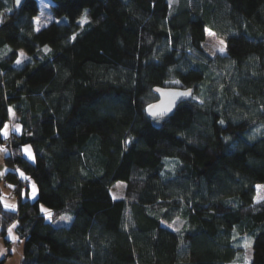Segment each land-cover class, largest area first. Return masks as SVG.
<instances>
[{"label": "trees", "instance_id": "obj_1", "mask_svg": "<svg viewBox=\"0 0 264 264\" xmlns=\"http://www.w3.org/2000/svg\"><path fill=\"white\" fill-rule=\"evenodd\" d=\"M52 1L67 23L36 32L37 0H0V182L17 199L0 236L16 223L19 264H264V0ZM155 87L194 94L152 121Z\"/></svg>", "mask_w": 264, "mask_h": 264}, {"label": "rangeland", "instance_id": "obj_2", "mask_svg": "<svg viewBox=\"0 0 264 264\" xmlns=\"http://www.w3.org/2000/svg\"><path fill=\"white\" fill-rule=\"evenodd\" d=\"M53 4L52 0H37V5H38V13L37 15L34 17V30L40 31L41 29H43L44 27H46L47 25L56 22V23H67V18L65 17H57L53 14L51 6ZM81 20H83L84 22L81 23ZM87 22V18L85 15H83L80 20L79 23L81 25V27H83L85 25V23ZM222 40L216 38V36L210 32L209 30L205 31V39H204V43H203V47L205 49V51L211 55V56H215V55H223L225 53V44ZM223 48L224 52L223 54L220 53L219 49ZM23 52L24 53V57H27V59H25L24 57L20 56V53ZM32 50L28 47H21L19 49V57L18 59L21 61V63L17 64V60L14 63V66L16 67H21L25 62H27L28 60H30V56H31ZM14 118L12 117L10 125H7V128L5 130V132L7 133L6 136H8L11 132H13V126H14ZM25 148V147H24ZM30 148V147H29ZM31 150V149H30ZM32 153V151H31ZM6 154V148L4 145H0V177L2 178L3 175H5L7 173V171H9L11 168L6 166L3 162V157ZM24 155L27 157V155L24 153ZM33 156V154H32ZM28 158V157H27ZM21 179H23L21 177ZM27 184L29 187V195L28 198L30 200H34L37 196V189H36V196L33 197L32 196V192H33V185H35L30 179H27ZM124 183L122 182H117L115 183L111 189H110V193L113 199H121L123 198L124 195ZM260 188V187H259ZM263 188H260L259 191L261 194H263L262 196H264V190H262ZM24 197V196H23ZM115 197V198H114ZM0 204L5 208V204L7 205H15V208H6V209H10V210H15L16 206H17V199L15 197H10L9 195V187H7V185L4 184V182H0ZM64 219H61V218ZM61 218H59L58 220H56L55 222H53L54 226H68L71 221H72V216L70 215H63ZM15 222L12 223V225H14ZM11 225V226H12ZM162 225L169 228V229H173V230H178L180 228L181 222L180 220H176L174 223H167V222H162ZM170 226V227H169ZM6 234V232H5ZM3 236H0V240H2ZM243 243L246 249V258H247V263H249L250 260V254H251V242L252 239L248 236L244 237ZM7 241H4V245L5 247L9 246V243H5ZM23 247V240L19 239V237L17 239H15L12 243L11 247ZM16 248V249H17ZM7 255H9V253H7ZM5 261V260H4ZM3 261V263H4ZM19 259L16 257V255L13 257V259L11 260L10 264H19L18 263ZM2 263V264H3Z\"/></svg>", "mask_w": 264, "mask_h": 264}, {"label": "water", "instance_id": "obj_3", "mask_svg": "<svg viewBox=\"0 0 264 264\" xmlns=\"http://www.w3.org/2000/svg\"><path fill=\"white\" fill-rule=\"evenodd\" d=\"M25 2V0H21V2L18 4L17 0H14V5L16 8H19L22 6V4ZM159 89V91H157ZM153 92L157 98L156 101H154L152 104H150L152 107L151 111L156 112H162L164 109H168L165 114L156 119L153 118L149 113V106H147L145 113L146 116L152 120L156 121L162 118H169L173 115L176 108L185 102H190L193 98L194 90L191 88L188 89H179V88H162V87H155L153 88ZM179 93H188V95H178Z\"/></svg>", "mask_w": 264, "mask_h": 264}, {"label": "snow or ice", "instance_id": "obj_4", "mask_svg": "<svg viewBox=\"0 0 264 264\" xmlns=\"http://www.w3.org/2000/svg\"><path fill=\"white\" fill-rule=\"evenodd\" d=\"M20 2H21V0H17V3H18V4H19ZM83 22H84V21L81 20V23H83ZM74 38H75V37H73V39H74ZM221 43H223V42H221ZM45 51H46V52L49 51V50L47 49V46H45ZM219 51H220L221 54H223L224 49H223V48H220ZM20 56H21V57H24V53L21 52V53H20ZM24 58L27 59V57H24ZM19 63H21V61L18 59V60H17V64H19ZM175 83H179V81H176ZM157 91H159V89H157ZM178 95H188V93H179ZM152 107H153V106H151V105L149 106V113H150V115H151L153 118H156V119L162 117V116L165 114V112L168 111V109H164V111H162V112L151 111ZM10 111H11V110H10ZM5 128H7V125H5ZM16 131H19V129L17 128ZM3 135L6 137L7 133L4 132ZM23 152L27 155L28 159H30V160L33 159V156H32V153H31V150H30L29 147H25V148L23 149ZM17 171H19V170H17ZM20 176H21L23 179H25V180L28 179L27 177L24 176L23 172H20ZM9 187H13V186H12V185H9ZM32 196H33V197L36 196L35 185H33ZM114 198H115V197H114ZM258 199H259V197H258ZM5 208H15V205H7V204H5ZM41 212L45 214V218H46V219H51L52 213H51V211H50L49 209H46V208H44L43 206H41ZM61 219H64V218L62 217ZM13 227H14V225H13ZM169 227H170V226H169ZM9 235L11 236V228H9ZM11 238H12L13 240H15V237H11Z\"/></svg>", "mask_w": 264, "mask_h": 264}, {"label": "crops", "instance_id": "obj_5", "mask_svg": "<svg viewBox=\"0 0 264 264\" xmlns=\"http://www.w3.org/2000/svg\"><path fill=\"white\" fill-rule=\"evenodd\" d=\"M32 160L33 159H31L30 161H32ZM11 225L6 230V234L1 238L2 240H0V261L2 259H4L5 261L3 264H10L11 260L13 259V257L15 255L19 259L18 263H20V261L22 259V247H20V246H18V248L17 247H14V248L11 247L12 243L14 241L11 237H15V239L18 238V236L15 233L16 223L14 224V227H13V225L12 226ZM9 228H11V236L9 235ZM4 241H7L9 243L8 247H5ZM7 253H9V255H7Z\"/></svg>", "mask_w": 264, "mask_h": 264}]
</instances>
